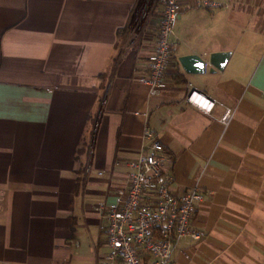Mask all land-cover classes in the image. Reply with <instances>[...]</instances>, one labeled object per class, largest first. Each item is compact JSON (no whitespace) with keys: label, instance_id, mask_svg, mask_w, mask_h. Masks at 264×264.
<instances>
[{"label":"crops","instance_id":"1","mask_svg":"<svg viewBox=\"0 0 264 264\" xmlns=\"http://www.w3.org/2000/svg\"><path fill=\"white\" fill-rule=\"evenodd\" d=\"M215 1L182 10L150 95L139 78L159 0L140 22V0H0V264H103L98 208L125 188L146 124L173 191L203 192L191 227L204 236L183 238L171 264H264V0ZM189 54L204 73L185 72ZM191 87L215 101L210 113L186 101Z\"/></svg>","mask_w":264,"mask_h":264},{"label":"built area","instance_id":"2","mask_svg":"<svg viewBox=\"0 0 264 264\" xmlns=\"http://www.w3.org/2000/svg\"><path fill=\"white\" fill-rule=\"evenodd\" d=\"M162 12L153 54L146 73L139 82L146 85L150 95H157L166 83V75L173 51L179 43L174 24L182 10L202 8L211 10L221 6L215 0H159ZM186 101L205 113H210L215 101L191 87ZM230 110L221 117L230 118ZM143 144L133 170L127 174L124 189L116 193L114 203L98 208L105 222L108 252L103 264H171L179 242L186 237L200 240L204 234L191 227L196 204L203 199L198 188L184 193L172 189V159L166 154L155 133L145 125Z\"/></svg>","mask_w":264,"mask_h":264},{"label":"water","instance_id":"3","mask_svg":"<svg viewBox=\"0 0 264 264\" xmlns=\"http://www.w3.org/2000/svg\"><path fill=\"white\" fill-rule=\"evenodd\" d=\"M229 55V51L211 53L208 59V63L211 66L209 72L222 70L229 58ZM179 62L187 73L202 74L205 72L206 59L199 55H183L179 57Z\"/></svg>","mask_w":264,"mask_h":264},{"label":"rangeland","instance_id":"4","mask_svg":"<svg viewBox=\"0 0 264 264\" xmlns=\"http://www.w3.org/2000/svg\"><path fill=\"white\" fill-rule=\"evenodd\" d=\"M152 0H141V4H140V8H139V11H138V22L141 21V18L143 16V7H147L149 5V3L151 2Z\"/></svg>","mask_w":264,"mask_h":264},{"label":"trees","instance_id":"5","mask_svg":"<svg viewBox=\"0 0 264 264\" xmlns=\"http://www.w3.org/2000/svg\"><path fill=\"white\" fill-rule=\"evenodd\" d=\"M139 4H141V0H140V3ZM139 8H140V6H139Z\"/></svg>","mask_w":264,"mask_h":264}]
</instances>
